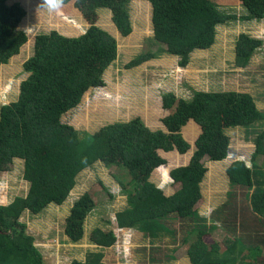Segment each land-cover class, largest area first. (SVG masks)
<instances>
[{
  "label": "trees",
  "instance_id": "16d2710c",
  "mask_svg": "<svg viewBox=\"0 0 264 264\" xmlns=\"http://www.w3.org/2000/svg\"><path fill=\"white\" fill-rule=\"evenodd\" d=\"M8 1L0 0V65L8 64L28 42L26 33L18 30L26 11L20 4L9 5ZM130 1L48 0L60 16L80 9L91 25L78 37L57 31L38 35L34 55L24 64L29 77L21 83L18 100L9 104L0 102V174L12 169L15 159H22L24 179L30 183L25 197L0 205V264H46L35 245V237L27 232V224L21 218L25 212L39 215L52 204L63 205L76 187L79 175L97 162L123 164L129 177L115 175L127 197V208L116 215L120 228L146 232L153 241L172 237L176 242L179 237L181 244H188L191 264H261L256 261L262 251L248 250L241 237L226 238L223 251L218 244H206L208 227L195 208L201 199L200 184L207 171L203 159L212 162L226 159L230 143L227 130L264 126V114L257 109L251 95L194 90L186 100L169 92L161 96L162 108L169 112L162 119L166 132L154 131L142 119L135 118L70 140L77 134L73 126L62 121L63 116L76 109L90 89L106 86L104 73L119 55L117 39L96 25V11L112 10L113 22L126 37L133 31ZM146 1L152 5L153 41L163 47L158 53L148 50L138 55L127 69L162 54L177 57L179 68H185L194 51L209 49L214 44L218 26L264 19V0ZM227 4L245 7L246 15L222 10ZM262 45L261 40L240 34L235 41V66L246 67ZM189 121L200 127L195 150L187 165L176 167L169 174L164 166L167 160L160 151L185 154L190 149L181 134ZM253 143L252 160L264 156V128L255 135ZM156 169H160L164 182L171 175L180 189L172 195L165 194L150 181ZM226 175L231 190L238 187L247 191L243 197L248 200V210L264 234V187L249 194L256 180L253 171L240 160L226 168ZM101 185L106 189L102 182ZM228 194L229 199H234L230 191ZM95 207L90 192L74 202L65 223V235L71 242L78 243L84 238L85 221ZM255 235L247 237L255 238ZM91 241L110 248L116 244L117 237L113 231L99 232L91 236ZM100 263L101 255L91 253L85 262L74 260L70 264Z\"/></svg>",
  "mask_w": 264,
  "mask_h": 264
},
{
  "label": "rangeland",
  "instance_id": "374dc122",
  "mask_svg": "<svg viewBox=\"0 0 264 264\" xmlns=\"http://www.w3.org/2000/svg\"><path fill=\"white\" fill-rule=\"evenodd\" d=\"M19 2L27 9L34 10L37 1L19 0ZM240 7H232L226 11L239 16L246 15V12L238 11ZM53 11L56 10L53 9ZM72 11L69 17L59 15L57 17L51 10L49 23L38 26L33 31H30L32 28L29 25L23 24V28L30 35L29 44L26 45L23 54L16 55L17 57L9 66L0 67L1 103L9 104L18 100L21 83L29 77L23 65L34 55V40L38 35L50 33L53 30L68 37H78L91 25L88 20L86 24L80 16L76 17V14H79L78 11L82 15L83 11L80 9ZM129 12L133 31L124 37L113 22L112 10L101 8L96 11V25L117 39L119 55L104 73L106 86L90 89L84 95L80 105L63 116L62 121L73 126L77 134L70 140L75 141L76 137L86 133H95L106 125L128 122L135 118L142 119L149 128L155 131L158 127H162V119L169 114L161 108V96L165 93L172 92L178 98L188 100L194 90L228 92L245 88L242 85L243 72L238 71V68L234 71H222V67L216 65L215 61L218 60L217 55L221 53L223 45L226 53H222V56H225L227 60L231 59L232 47L238 34L243 31H252L258 36L260 30H250L247 24L240 21L219 27L217 29L218 44L206 50L194 51L185 68L177 66V57L162 54L143 65L127 69L129 62L138 55L148 50L158 53V49L163 47L160 43L153 41L151 3L146 0H131ZM75 18L80 20V25L74 26ZM61 22L64 23L61 24ZM67 23L72 24L73 27H68ZM244 71L247 78L252 81L246 90L256 100V107L264 111V47L255 52L251 63L249 62L248 68ZM263 128L264 126L260 124V126L250 128L227 130V135L232 139V145L239 151L238 155L233 158L226 157V160L217 163L207 158L203 159L202 163L207 171L200 186L202 197L195 206L198 215L205 219L206 227H208V233L205 236L206 244H218L220 251H223L226 238L241 237L248 250L259 248L262 251V256L256 261L261 264H264V245L262 244L264 234L256 224L255 217L248 210L250 208L248 200L243 197V193L247 191L238 187L233 188L234 190L230 189L226 168L228 163L245 159L243 162L246 161L245 165L253 171V177L256 180L255 186L248 190L249 194L258 191L259 187H264V156L250 160L255 148L254 137ZM181 134L190 144V149L185 154H179L176 151H161L160 153L167 160L164 166L168 167L169 174L174 168L188 164V157L195 150L194 142L199 132H194V134L181 132ZM233 146L230 150L234 149ZM24 169V161L15 159L12 169L0 174V199L4 202L0 205L10 204L16 197L27 195L30 183L24 179ZM118 174L129 178L123 164L105 165L97 162L79 175L76 187L63 205L52 204L39 215L24 213L21 220L27 224V232L35 237V245L39 251L42 250L47 257L45 263L57 264L58 253L61 252L71 258L82 260V262L87 260L90 253H98L101 255L102 263L100 264H150L148 255L155 260V262L152 260L154 264H191L187 256L188 244H181L179 237H176V242L172 237L156 239L152 241L155 246H152L148 233L133 229L136 239L131 242L132 238L126 236L123 240L124 249L122 251L125 259H130L129 263L125 262V259H118L116 253L119 250L108 251L93 242L91 244L90 238L93 234L114 230L116 214L127 208V197L115 180V175ZM163 180L160 169H156L150 178V181L167 195L180 189V185L174 183L171 177L166 182ZM101 182L106 189L102 187ZM229 191L231 195L233 194L234 199L232 200L228 198ZM87 192L94 196L96 207L85 221V237L78 243V248L67 249L69 240L65 238L66 219L74 202ZM220 210L223 212L217 215ZM253 233H256L255 238L247 237ZM56 244H58V249L55 250Z\"/></svg>",
  "mask_w": 264,
  "mask_h": 264
},
{
  "label": "crops",
  "instance_id": "0c3cea01",
  "mask_svg": "<svg viewBox=\"0 0 264 264\" xmlns=\"http://www.w3.org/2000/svg\"><path fill=\"white\" fill-rule=\"evenodd\" d=\"M33 1H37L36 2V6H35V8H34V10L33 9H31V10H29V9H27L25 6H23V4L22 3H20L19 2V0H9L8 1V4L9 5H13V4H20L23 8H24V10L26 11V16L24 17V19L21 21V23L19 24V26H18V30L19 31H23V32H25L26 33V35L28 36V42L21 48V50H20V53L17 55V56H19V55H21V54H23V51L25 50V47H26V45L27 44H29V40H30V35L26 32V30L23 28V24L24 23H26L27 25H29L31 28H32V30H30V31H33V29L34 28H36V27H38V26H42L43 24H47V23H49V21H50V18H51V10H52V12H53V14L55 15V16H57V17H59L58 16V14H57V12L55 11H53V7H52V5L48 2V0H33ZM232 7H240V5L239 6H233V5H230V4H227V6H223L222 7V10H224V11H226V10H228V9H230V8H232ZM242 8V9H241ZM238 11H242V12H246L247 13V11H246V9H245V7H243V6H241L239 9H238ZM227 12V11H226ZM73 13V11L71 10V12H70V14H72ZM78 13L79 14H76V17H78V16H80V18H81V20H83L86 24H88L87 23V20L85 19V17L78 11ZM70 14H68L67 16H64V17H69L70 16ZM237 15V14H236ZM239 16V15H238ZM63 17V16H62ZM76 19V23L78 24V25H80V20H77V18H75ZM48 20V21H47ZM75 21V20H74ZM237 22V21H236ZM240 22H242V21H240ZM64 22H61V24H63ZM231 23H233V22H231ZM231 23H227V24H231ZM245 24H247V27L248 28H250V30H260V31H258V32H260V33H262V34H260L259 33V35L258 36H256V35H254L253 34V32L252 31H241L242 33L241 34H248V35H250L251 37H253V38H256V39H258V40H261L262 41V43H263V45L258 49V50H260V49H262L263 47H264V19H262V20H252V21H246V22H244ZM68 25V27H73L72 26V24H69V23H67ZM227 24H224V25H221V26H218L217 27V29L219 28V27H222V26H225V25H227ZM97 26H99V25H97ZM90 27V26H89ZM89 27H87V29L89 28ZM100 27V26H99ZM100 28H102V27H100ZM87 29H86V31H87ZM103 29V28H102ZM103 30H105V29H103ZM53 30H51V32H52ZM85 31V32H86ZM84 32V33H85ZM108 32V31H107ZM83 33V34H84ZM240 34H238V36H239ZM65 36V35H64ZM35 41V40H34ZM216 44H218V36H217V30H216V37H215V42H214V44L211 46V47H214ZM34 46V45H33ZM210 47V48H211ZM196 51H200V50H196ZM222 53H226V51H225V46L223 45V47H222V49H221V53L219 54V55H217L218 56V60H216L215 61V63H216V65H218L219 67H222V71H234V69L235 68H238V71H240V72H243V74H242V76H243V80H242V85L245 87L244 88V90H240V91H235L234 90V92H240V93H247V94H249V95H251L250 94V92L248 91V90H246L247 89V87H249V83L250 82H252V81H250V79H248L247 78V74L245 73V71H244V69H246V68H248V64H249V62L251 63V59H252V57H251V59L249 60V62H248V64L246 65V67H244V68H239V67H237V66H235V44H233V47H232V53H231V59L230 60H227L226 59V57L225 56H222ZM17 56H14L11 60H10V62L8 63V64H2V65H0V67L2 66H9L12 62H13V60L17 57ZM168 56H170V55H168ZM170 57H173V56H170ZM147 63V62H146ZM143 65V64H142ZM24 66V65H23ZM178 66V65H177ZM179 67V66H178ZM230 67H232V69H230ZM236 71V70H235ZM25 81V80H24ZM206 92H211L212 90H205ZM214 92V91H213ZM217 92H227V91H221V90H219V91H217ZM252 96V95H251ZM253 97V96H252ZM161 99H162V97H161ZM253 99H254V97H253ZM254 101H255V104H256V100L254 99ZM15 102V101H14ZM256 106H257V104H256ZM161 108H162V103H161ZM258 109V108H257ZM162 110H163V108H162ZM259 110V109H258ZM261 111V110H260ZM262 113L264 112V111H261ZM162 125V127H158V129H156V130H160V129H162L163 131H167V129H166V127L164 126V124H161ZM235 128H242V127H235ZM184 129H185V131H184ZM231 129H234V128H231ZM229 130V129H228ZM181 132H183V134L184 133H190V132H192L193 134H194V132H199L200 133V127L195 123V122H193V121H189L187 124H186V126L185 127H183V129H182V131ZM197 138V137H196ZM229 139H230V143H229V148H228V154H227V157H229V158H233V157H236L237 155H238V150H236L235 149V146H233L232 145V139L229 137ZM234 147V149L233 150H230V148L231 147ZM255 149V148H254ZM162 151V150H161ZM161 151H160V153H161ZM253 152H254V150H253ZM253 152H252V154H253ZM193 153V152H192ZM252 154H251V157H250V160H252ZM192 155V154H191ZM191 155L188 157V161H189V159H190V157H191ZM257 158H259V157H257ZM256 158V159H257ZM224 160H226V159H224ZM243 160H245V159H243ZM243 160H241V161H243ZM255 160V159H254ZM221 162V161H220ZM234 162V161H233ZM217 163V162H216ZM232 163V162H231ZM231 163H228L229 165L231 164ZM245 163H246V161H245ZM228 165V166H229ZM200 186H201V184H200ZM1 189V188H0ZM201 190V189H200ZM172 194H174V192L172 193ZM171 194V195H172ZM201 197H202V194H201ZM79 199V198H78ZM77 199V200H78ZM14 201V200H13ZM12 201V202H13ZM0 203H3L4 204V202H2V199H0ZM6 205H8V204H6ZM71 211V210H70ZM70 215V214H69ZM117 215V214H116ZM112 231L115 233V235H116V237H117V242H116V244L115 245H113L112 247H110V248H103V247H101L102 249H106V250H111V251H117V250H119V252L118 253H116V255H117V257H118V259H122V260H124L125 259V257H124V253H122V249L124 248V245H123V240H124V238H126V236H130V238H132V240H131V242H133V239H136L135 238V234H134V231H133V229H124V228H120L119 226H118V223H117V221H116V224H115V228H114V230L112 229ZM66 236V235H65ZM85 237V236H84ZM66 238V240H69V247H67V249H69V248H72V249H75V248H78V243H80V242H78V243H73V242H71V240L66 236L65 237ZM149 241H151V245L152 246H155L154 244H153V239H152V237L150 236V240ZM90 242H91V244H92V241H91V238H90ZM132 245V244H131ZM56 249H58V244H56L55 245V250ZM41 252H42V250H41ZM150 253V252H149ZM42 254H43V256H44V259L46 260L47 259V257L44 255V253L42 252ZM91 254V253H90ZM89 254V255H90ZM96 254H98V253H96ZM47 256H50V254H47ZM58 256H59V260H57V264H70L71 262H73L74 260H77V259H75L74 257L73 258H71L70 256H68V255H66V254H61V252L60 253H58ZM148 259H149V263L150 264H154L153 262H152V258L148 255ZM71 258V259H70ZM87 259V258H86ZM104 260V259H103ZM126 261L125 262H127V263H129L130 262V259L129 260H127V259H125ZM189 260V259H188ZM78 261H80V260H78ZM82 261V260H81ZM83 262H85V261H83ZM102 263V262H101Z\"/></svg>",
  "mask_w": 264,
  "mask_h": 264
},
{
  "label": "clouds",
  "instance_id": "9594fccd",
  "mask_svg": "<svg viewBox=\"0 0 264 264\" xmlns=\"http://www.w3.org/2000/svg\"><path fill=\"white\" fill-rule=\"evenodd\" d=\"M49 2H52V0H49ZM88 30V29H87ZM86 33V32H85ZM83 35V34H82ZM125 229H128V228H125Z\"/></svg>",
  "mask_w": 264,
  "mask_h": 264
},
{
  "label": "built area",
  "instance_id": "2783aa9c",
  "mask_svg": "<svg viewBox=\"0 0 264 264\" xmlns=\"http://www.w3.org/2000/svg\"><path fill=\"white\" fill-rule=\"evenodd\" d=\"M124 249V248H123ZM122 253H123V251H122Z\"/></svg>",
  "mask_w": 264,
  "mask_h": 264
},
{
  "label": "water",
  "instance_id": "95a60500",
  "mask_svg": "<svg viewBox=\"0 0 264 264\" xmlns=\"http://www.w3.org/2000/svg\"><path fill=\"white\" fill-rule=\"evenodd\" d=\"M170 177H171V175H170Z\"/></svg>",
  "mask_w": 264,
  "mask_h": 264
}]
</instances>
